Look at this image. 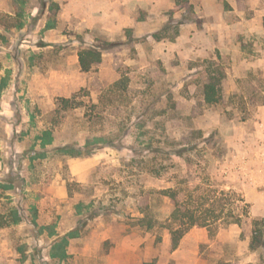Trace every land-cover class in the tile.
<instances>
[{
	"label": "rangeland",
	"instance_id": "1",
	"mask_svg": "<svg viewBox=\"0 0 264 264\" xmlns=\"http://www.w3.org/2000/svg\"><path fill=\"white\" fill-rule=\"evenodd\" d=\"M179 1L0 12V264H264L250 246L253 223L264 231V0ZM107 41L83 72L79 52ZM210 61L226 74L215 104ZM173 191L198 211L225 191L243 219L196 226L173 250Z\"/></svg>",
	"mask_w": 264,
	"mask_h": 264
},
{
	"label": "trees",
	"instance_id": "2",
	"mask_svg": "<svg viewBox=\"0 0 264 264\" xmlns=\"http://www.w3.org/2000/svg\"><path fill=\"white\" fill-rule=\"evenodd\" d=\"M188 2V0L186 1ZM176 3L180 5V1L176 0ZM58 5L56 3L53 4L51 10L57 9ZM192 8V7H191ZM54 22H49L46 25V28H54ZM154 38L157 40L161 39L159 34H154ZM118 44L114 42H105L103 45H95L91 47H87L82 49L79 52V63L81 70L83 72H90L96 65L102 62L103 51L116 47ZM208 72V81L204 84L203 94L205 97V101L208 104H215L220 100V86L225 78L226 74L221 65H217L215 61H210L209 67H207ZM123 81L116 82L113 86H111V91L117 90L120 88ZM125 88V87H124ZM74 99L62 98L60 99V106L63 108L77 107L79 103H72ZM47 138L49 134H46ZM60 152L72 154L74 156H81L83 152L80 150L77 151L73 146H65L58 149ZM77 152V153H75ZM82 152V153H81ZM75 153V154H74ZM90 154V151L87 152V155ZM179 156H183V154L179 153ZM176 191L170 196L175 202V209L171 214V223L167 225V228L171 231V240H172V248L176 250L184 238V236L194 227H211L214 223L221 221L225 217L230 219L232 223H241L243 214L238 212V206L236 203H228L227 193L225 191H221V197H218L214 200L215 197H212L211 206L212 208L203 209L202 211H198L194 209L188 201H180L178 198ZM14 221L16 223H20L22 220L21 216L18 213L14 215ZM145 219V218H144ZM144 219H140V222L144 221ZM36 224V221L34 222ZM151 225V223H150ZM253 235L251 240V249L256 250L260 246L264 245V231L261 227H259V223L255 221L253 223ZM5 227V224L0 222V228ZM75 232H71L69 236L74 235ZM76 234V233H75Z\"/></svg>",
	"mask_w": 264,
	"mask_h": 264
},
{
	"label": "crops",
	"instance_id": "3",
	"mask_svg": "<svg viewBox=\"0 0 264 264\" xmlns=\"http://www.w3.org/2000/svg\"><path fill=\"white\" fill-rule=\"evenodd\" d=\"M111 2L112 1H110V3ZM110 3L107 6L108 10L109 9H113V11H115V8H114L115 5L110 6ZM196 7H197V9H199V11H200V9H203L202 5L199 6L198 3L196 5ZM199 11H198V13H199ZM0 12H6V13H9V14H13V5L11 4V0H0ZM107 16H108L107 18H109V19L111 18V17H109V15H107ZM128 21H130L129 25H132L133 26V25H135L138 22V19L136 17H131L130 16ZM217 23H223V24L225 23L223 14L222 15H218ZM207 26H209V25L207 24ZM216 26H218V25H216ZM182 30H183V32H182V36L181 37H184V35H185L184 34V30H186V27H183ZM137 34H141V33L140 32H137ZM212 46L214 48L216 46V44L214 43Z\"/></svg>",
	"mask_w": 264,
	"mask_h": 264
}]
</instances>
